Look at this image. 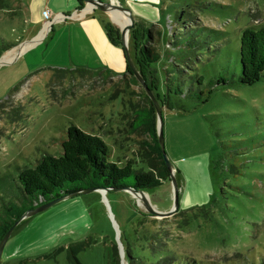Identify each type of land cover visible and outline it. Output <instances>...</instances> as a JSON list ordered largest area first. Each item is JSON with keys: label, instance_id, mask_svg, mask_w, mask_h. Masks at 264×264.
<instances>
[{"label": "rangeland", "instance_id": "obj_1", "mask_svg": "<svg viewBox=\"0 0 264 264\" xmlns=\"http://www.w3.org/2000/svg\"><path fill=\"white\" fill-rule=\"evenodd\" d=\"M159 1L162 23L142 24L152 29L159 53L165 151L170 159L202 161L188 174L192 190L177 175L178 206L162 216L122 190L66 198L23 218L0 264H115V244L118 263L126 264L124 234L142 261L249 264L264 257V72L256 83L238 81L241 31L264 24V0ZM67 2L0 0V215L5 204L23 200L20 168L43 153H61L72 123L100 135L118 164L131 159L134 169H147L138 152L157 154L147 94L103 24L121 36L125 17ZM129 3L148 2L119 1ZM130 29L126 43L136 67ZM26 42L33 43L23 48ZM145 196L153 208L168 210L171 181ZM137 219L143 222L135 237Z\"/></svg>", "mask_w": 264, "mask_h": 264}, {"label": "trees", "instance_id": "obj_2", "mask_svg": "<svg viewBox=\"0 0 264 264\" xmlns=\"http://www.w3.org/2000/svg\"><path fill=\"white\" fill-rule=\"evenodd\" d=\"M77 1L82 6V0ZM178 19L180 21L182 16H178ZM103 24L108 40L114 45L121 46L126 70L131 73L119 31L106 20L103 21ZM130 35L136 68L145 79L147 86L154 92L160 105L164 107L167 105L166 93L162 88L161 92H158V84L163 79H161L160 69L155 64L159 60V53L154 45V33L150 27H145L141 22L135 20L130 29ZM239 60L241 66L238 75L239 82L253 84L261 79L264 72V24L258 26L250 25L242 29ZM83 70V73L90 72L88 69V72L84 68ZM59 71L64 72L63 69ZM215 81L216 84L220 83V79ZM221 82H224V80ZM176 91L181 93L180 90ZM161 93H163L162 96L164 98L160 96ZM145 97L150 106L149 121H151V128L157 140L155 108L149 97L147 95ZM156 142L158 149L153 159H150L149 152L146 154L138 152L139 155L144 157L147 169L143 167L134 169L131 159L127 160L123 165L111 160L108 145L100 135L89 133L74 123L68 125L65 130V137L61 140V153H43L33 165H26L20 168L18 172L20 184L18 187L23 200L20 204L11 203L3 206V211L0 215V238L14 220L19 218L26 209L63 193L93 185L110 187L132 186L146 191L147 189L161 185L164 180H170L160 152L158 140ZM178 172L179 169L176 167V176ZM128 177L132 179L128 181ZM187 188L192 190L191 185L187 186ZM142 222V219L132 222L135 223L133 230L135 237L139 235V231L137 230ZM124 237L127 264H202L194 260H181L180 258L175 259V257L168 256L142 261L140 251L133 247L134 245L129 242L126 234H124ZM144 238L147 237H143V241L145 240ZM150 239L154 240L153 237H150ZM113 248L115 264H119L116 244L113 245ZM68 257L70 258L69 255ZM71 258L78 262L74 252L71 254ZM249 264H264V257L259 261H252Z\"/></svg>", "mask_w": 264, "mask_h": 264}, {"label": "water", "instance_id": "obj_3", "mask_svg": "<svg viewBox=\"0 0 264 264\" xmlns=\"http://www.w3.org/2000/svg\"><path fill=\"white\" fill-rule=\"evenodd\" d=\"M85 1L86 4H89L92 8H97L100 10L104 11H109L111 8H116L117 10L125 13L129 17V22L122 28L121 31V41L122 45L125 49V54H126V60L128 62V65L130 67V71L135 75L136 79L139 81V83L142 85L143 89L145 90L147 96L151 100L154 108H155V115H156V131H157V140L158 144L160 146V152L162 154L163 161L165 163V166L168 170L169 173V178L171 181V186H172V206L166 210V211H161L158 209H155L152 207V204L149 202V200L145 197L142 189H136L132 186H116V187H110V186H105V185H93V186H87L84 188H79L72 190L67 193H63L59 196H56L48 201H45L43 203H40L32 208L26 209L14 222L9 226V228L6 230V232L3 234V236L0 238V256L3 250V247L9 238L11 232L15 228V226L25 217H28L30 215L36 214L38 212L44 211L47 208L51 207L52 205L66 199L69 197H73L79 194H84L92 191H97L102 194L108 192L109 190H122L124 192H127L131 197L133 198H138L143 202V205L145 208L150 211L151 213H156L158 215H169L174 212L176 207L178 206L179 200H178V180L177 176L175 173V165L173 161L169 158L167 155V152L165 151L164 147V136H163V117H162V110L163 107L160 105L159 100L155 96L154 92L147 86L145 79L141 76L139 73L138 69L134 66L133 62L131 61V58L128 53L127 49V35L128 31L133 25L134 22V16L131 13L129 8H125L121 6L119 3H114L111 0H83ZM104 198V201L106 200V197L102 195ZM107 202V201H106ZM108 204V203H107ZM121 253V252H120ZM121 257H123V252L121 253ZM124 264V263H122ZM127 264V263H126Z\"/></svg>", "mask_w": 264, "mask_h": 264}, {"label": "crops", "instance_id": "obj_4", "mask_svg": "<svg viewBox=\"0 0 264 264\" xmlns=\"http://www.w3.org/2000/svg\"><path fill=\"white\" fill-rule=\"evenodd\" d=\"M71 1L76 7L78 1L77 0H70V1L68 0L67 4H70ZM116 1L119 3L120 0H113L114 3H116ZM147 2H148L147 4L129 3L128 8L130 9L131 13L133 14L134 19L136 21L141 22V23L149 22L150 24H155V23L161 24L162 23L161 22L162 21L161 20L162 19V11H163V9L160 8L161 2L159 0H147ZM159 16L161 19L159 18ZM81 17H84V16H81ZM119 17L120 16H117V18H119ZM122 68H123L122 70L120 69V71H118L119 73L124 72L125 66H122ZM106 72L108 73L107 70H106ZM186 155H177V156L173 155L171 159L175 165V168L177 167L179 169L178 175H180L181 181H182V179H183V181L187 180V186H190L188 174H191L196 169H200L202 166V161H200V159H198L196 157H192V156L189 157L188 155L187 156Z\"/></svg>", "mask_w": 264, "mask_h": 264}, {"label": "bare ground", "instance_id": "obj_5", "mask_svg": "<svg viewBox=\"0 0 264 264\" xmlns=\"http://www.w3.org/2000/svg\"><path fill=\"white\" fill-rule=\"evenodd\" d=\"M112 1V0H111ZM113 2V1H112ZM113 11H115V12H117V13H120L121 15H123L124 17H125V21H124V26L129 22V17L125 14V13H123V12H121V11H119V10H117L116 8H111ZM123 26V27H124ZM48 28V26L45 28V29H47ZM42 32V31H41ZM43 33H44V31L41 33V36L43 35ZM38 39H40V38H38ZM38 39H35L34 41H36V40H38ZM33 42H26V45H24L23 46V48L24 47H26V46H28L29 44H32ZM15 51V50H14ZM12 51H8V53H6V55H5V57H4V59H6L7 58V55L8 56H11L12 54ZM144 195H145V193H144ZM146 197V196H145ZM147 198V197H146ZM140 200V199H139Z\"/></svg>", "mask_w": 264, "mask_h": 264}]
</instances>
